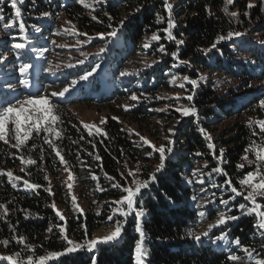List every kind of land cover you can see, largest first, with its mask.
<instances>
[{
    "label": "trees",
    "instance_id": "trees-1",
    "mask_svg": "<svg viewBox=\"0 0 264 264\" xmlns=\"http://www.w3.org/2000/svg\"><path fill=\"white\" fill-rule=\"evenodd\" d=\"M174 1L168 0L172 4L175 27L171 31L175 39H169L165 31L168 11L164 0H92L86 4L79 0H24L19 5V18L15 16L11 0L0 4V15L4 17L0 21V52L8 56L6 62L0 60V71L11 69L7 67L10 60L9 66L30 65L27 77L31 81H47L54 76L43 74L45 62L40 51L47 46L56 19L64 16L73 26L74 35L90 40L92 47H104L90 63L73 70L74 75L83 69L89 70L100 59L101 66L93 72L95 81H89L87 89L97 91L99 88L95 89L92 84L99 81L111 87V91L101 89L102 103L122 99L124 94L116 83V74L122 63L140 50L153 62L142 70L132 71L127 78L135 77V81L129 83L139 84L134 90L137 95L150 94L151 99L147 102L138 99V107L130 111L135 122L139 126L153 122L148 108L161 90L177 89L185 95L188 107L196 109L195 115L188 116L171 109L177 115L170 116L177 119V126L173 140L166 147L170 146L172 152H165L166 159L159 171V152L149 146L141 150L120 123L109 120L105 136L90 135L75 122L70 106L87 103L86 97L79 101L55 102L60 120L54 127L60 132L59 138L47 131H34L19 148L13 147L16 142L10 138L11 143L0 140V172L10 171L22 178L13 181L7 175H0V205L7 208L6 214L0 208V242H8L7 245L0 243V256L20 253V260L28 256L38 260L49 252L60 251L63 254L50 258L47 264H92L93 260L95 264H136L135 247L140 239L137 226H141L148 253L144 264H235L236 261L229 259L230 255L244 258L243 254L249 256V252L252 259L264 260V232L254 227L252 216L243 215L237 207L245 203L243 197L232 200L233 194L225 184L230 179L233 186L246 192L247 188L241 189L239 181L256 166L248 164V160H255L250 146L255 142L264 147V131L256 123L264 121V107H261L264 103V52L260 41L251 40L254 35L264 34V3L262 0H234L233 5H226L225 0H181L177 5ZM248 3L254 7L247 8ZM173 5L176 6L173 8ZM226 6L229 13L239 15L231 17L225 13ZM21 21L25 26L23 30L18 26ZM5 23L13 26L5 28ZM113 30H117L116 35H108ZM229 32L242 35L217 43L218 36H227ZM154 34L160 39L152 40ZM181 40L183 43L178 44ZM17 43L25 47L15 49ZM145 44L150 47H144ZM173 52H177L178 57L172 56ZM6 75L0 78V108L15 104L21 98L7 94L5 87L12 79ZM16 75L11 74L15 78ZM225 76L231 77V81ZM85 85L80 89L85 90ZM39 95L40 91H33L26 98ZM189 95L193 97L191 101L187 99ZM233 118L237 120L231 122ZM225 121H230L227 129L216 134L212 129ZM205 133L212 139L208 140ZM46 140L57 146L66 163L60 161ZM209 144H213L214 149L209 148ZM221 149L222 163L217 159ZM245 155L248 160L243 159ZM21 157L36 163L26 164ZM241 164L243 169L238 167ZM64 167L76 174L78 196L75 190L65 189L64 193L57 181L58 171ZM216 167L227 175L212 172ZM130 172L136 173L138 180L155 174V180L142 189L133 211L125 218L114 214L113 210L118 207L114 201L126 194L113 184L134 187ZM24 180L39 187L28 188ZM214 184L219 187H213ZM222 199L229 200V205L222 204ZM259 202L264 205V200ZM57 210L64 220L59 218ZM141 211L144 215L137 217L136 213ZM221 212L239 219L213 226L207 236L200 233L201 239L197 241L194 230L200 220L206 218L216 225ZM117 221L123 225L120 240L100 242L90 251L82 247L71 253L64 252L69 245L62 239L61 227L69 239L85 245L86 241L94 239L97 230L107 224L115 226ZM222 235H226L227 240L217 239ZM236 239L241 242L239 246L235 244Z\"/></svg>",
    "mask_w": 264,
    "mask_h": 264
},
{
    "label": "rangeland",
    "instance_id": "rangeland-1",
    "mask_svg": "<svg viewBox=\"0 0 264 264\" xmlns=\"http://www.w3.org/2000/svg\"><path fill=\"white\" fill-rule=\"evenodd\" d=\"M92 0H85V3H88ZM177 5L181 4V0L174 1ZM176 5H173V8ZM54 31L48 35V43L46 47H43L40 51V54L43 55V61L45 65L43 66V74L45 76H51L50 74H55L54 76L48 78L47 81H31L26 73H22L20 71V65L17 64L9 66L7 62V67L11 68L8 72L0 71V78L3 74H7L6 78H11V84L5 87V90L8 95L13 96H20V100H18L15 104L22 100H27L26 96H30V92L33 91H40L41 95L37 97H48L53 104L58 101H69V100H78L86 97L88 101L85 104L73 103L70 106L72 117L74 118L75 122L81 127L84 128L87 132L89 129L85 128V124L95 125L96 127L100 128L102 132L100 135L104 133L105 126L109 120L116 121L120 123L125 129V131L129 134L130 138L135 140L137 146L141 150H146L145 146L152 147L155 146L156 148L160 147L161 145L167 146L168 142L173 140V132L175 126H177V119H174L170 116H177L171 109L177 108H188L185 95L178 91L177 89H173L172 91H164L161 90L156 93L155 100L152 99V104L149 105V116L153 120L150 125H143L139 126L135 122V117L130 115V111L132 108H137L139 101H150V94H143L137 95L135 87H139V84L135 82V85L130 84L129 81H135V77L127 78L128 75H131L132 71H138L144 69L153 62L151 58H148L143 51H138L137 54L131 56L128 61L122 63L121 68L116 74V83L119 86V90H121L124 94L120 101L114 102H101L102 93L100 92L102 88H106L107 91H111V87L105 86L104 83L100 84L99 82H95L92 85H95V89L99 88L97 91L92 90L91 92L88 91L87 86L88 82L93 79L95 81V77L93 74L89 76L87 80H81L80 77L86 75L89 71L94 72L101 66L100 59L96 60L95 65L89 70L83 69L82 72L77 73L76 75L73 74V70L75 67L83 68L85 65L91 62L93 56L96 53L103 52L104 47L103 45L91 46V41L86 39L82 40L74 35V28L73 26L64 18V16H60L56 19L54 25ZM254 42L260 41V49L264 52L263 42H264V34L260 36H253ZM103 49V51H101ZM242 53V52H241ZM7 54L0 52V60H5L7 58ZM19 60V59H18ZM83 61V63H80ZM6 62V60L4 61ZM93 62V61H92ZM12 64V62L10 63ZM16 64V63H15ZM71 65V67H69ZM98 66V67H97ZM12 73H16L17 77L11 76ZM121 73H127L126 75H121ZM20 74V75H19ZM26 74V76H25ZM125 77V78H124ZM229 82L231 81V77L225 76ZM174 78V77H173ZM17 80L16 82H14ZM27 80V84L24 81ZM72 81H76L77 83L73 86ZM175 81V80H174ZM85 85V90L80 89V86ZM68 87L69 91L65 93L64 96L55 95L53 93H60L64 90V88ZM94 87V86H93ZM113 89V88H112ZM82 90V92H78ZM135 95L138 97L137 100H132L131 97ZM76 97V98H75ZM178 97V99H177ZM153 98V97H152ZM177 112V111H176ZM182 114L181 112H178ZM117 118V119H114ZM236 118L231 119V122L236 121ZM264 120V118H263ZM230 121H225L222 124L214 127L212 130L218 134L227 129V126ZM9 134H8V142L11 143L12 139L16 142L14 138V127L9 125ZM156 131H152V130ZM152 132L154 135H152ZM91 133L97 134L95 128L91 129ZM33 134V133H32ZM141 137H144L150 143L145 144ZM10 138V139H9ZM57 181H60L62 190L66 193L67 190L74 191L76 196H78V185L75 181L76 174L75 172L71 171L69 168L64 167L58 171ZM72 176L74 179H69V176ZM78 180V178H77ZM66 186H63L64 184ZM71 184L72 187L69 188L68 185ZM67 189V190H65ZM70 192V193H72ZM76 198V197H75ZM199 205H201V201H199ZM219 217L216 218V220ZM214 222L208 221L206 218H202L200 220L199 226H197L194 230L195 235H199L200 233H205L210 231V226H214ZM115 230L114 225H104L101 229L97 230L94 234V239L96 238H103L109 235L111 232ZM122 235L120 234L118 240H120ZM217 243V240H214ZM244 258L241 260L236 261L235 264H255V261L258 259H252L250 256L243 254ZM2 261H0L1 263Z\"/></svg>",
    "mask_w": 264,
    "mask_h": 264
},
{
    "label": "snow or ice",
    "instance_id": "snow-or-ice-1",
    "mask_svg": "<svg viewBox=\"0 0 264 264\" xmlns=\"http://www.w3.org/2000/svg\"><path fill=\"white\" fill-rule=\"evenodd\" d=\"M4 0H0V4H2ZM81 4L85 3V0H79ZM99 2V0H98ZM24 3V0H11V7L12 9L15 10V16L16 18H19L21 16V10L19 5H22ZM262 3H264V0H262ZM226 5H233L234 0H225ZM90 7V5H86ZM164 7L168 11V27L165 29L167 32L168 38L169 39H175V37L172 34L171 29L175 27V23L172 19V4L168 2V0H164ZM254 5L252 3L247 4V8H253ZM139 11V9H137ZM224 12L228 13L231 17H237L239 13L237 12H230L228 10V7L226 6L224 8ZM247 15V13H244ZM44 15H48V13H44ZM93 19H96V17H93ZM4 20V17L0 15V21ZM15 23V21H13ZM12 24H4L5 28H10L12 27ZM19 28L21 30L24 29V23L21 21L19 23ZM123 26V22H121V27ZM111 27V25H109ZM117 30H113L112 32L108 33L110 36H115ZM101 37H103V33L100 34ZM242 33L240 32H229L227 36L221 35L217 37V43L219 41H223L226 39H232L233 36L239 37L241 36ZM152 40H159L160 37L158 35H153ZM178 44H182L183 41H178ZM25 47V44L23 43H17L14 45L15 49H22ZM144 47H150L149 44H145ZM212 47H216V44L214 43ZM162 52L164 51L163 48L160 49ZM103 51V49H101ZM172 56L178 57L177 52L171 53ZM80 63H83V61H80ZM181 63H186L184 61H181ZM30 65L24 64L21 66L20 71L22 73H26ZM71 67V65H69ZM98 67V66H97ZM93 74L92 71H89L86 75H83L80 77L81 80H87L89 76ZM127 73H121V75H126ZM185 79H188L185 77ZM175 78L173 79L174 82ZM25 84H27V80L24 81ZM77 82L72 81V85L74 86ZM193 84H195V81H192ZM183 87V85H180ZM69 91V88L66 87L64 90L60 93H53L52 95H59V96H64L65 93ZM192 96L189 95L187 99L189 101L192 100ZM132 100H137L138 97L133 95L131 97ZM178 99V97H177ZM261 107H264V103L261 104ZM56 106L51 102V100L48 97H30L25 101H20L18 105H11L9 104L6 107L0 108V140L4 141L5 143L8 142V134H9V125H12L14 127V138L16 140V143L13 145V147L19 148L23 145L26 144V142L31 138L32 133L35 132H40L41 130L47 131L49 133H54L57 138L60 137V132L54 127L60 120V117L56 114ZM177 112H181L182 115L188 116V115H195L196 114V109L195 107H188V108H177ZM117 119V118H114ZM260 128L261 131H264V121H258L256 122ZM85 128L89 129V134L91 135V129L95 128V131L97 134H100L102 130L95 125H89L85 124ZM203 131V130H201ZM103 135H107V133H103ZM206 138L208 140H211V136L207 133H205ZM141 140L145 144H149L150 142L146 140L144 137H141ZM46 143L49 144L50 147H52L56 155L60 158V161L63 163H66L64 160L63 155H61L59 149L57 146L51 141V140H46ZM171 143V142H170ZM209 148L214 149L213 144L208 145ZM154 150L159 152L160 154V161L161 164L158 166L157 171L161 170L163 168V161L166 159L165 152L167 151L168 153L172 152V148L166 147L165 145H161L160 147L156 148L153 146ZM250 150L253 152L255 156V160H248L247 155L243 157V159L248 160L249 165L255 164L256 166L249 171L248 173L244 174V176L240 179L239 184L241 186V189L247 188V191L244 192L240 189H238L236 186L232 185V181L230 179L225 181V184L228 186V190L233 194L231 199L235 200L237 196L243 197L245 203H240L237 205V207L241 210L243 215H248L252 216L254 220V227L262 230L264 232V205H262L259 201L264 200V147H260L259 145L253 144L250 146ZM249 150H246V152ZM223 150H220V156L217 157L218 161L221 163L223 162ZM97 159H100L99 156H97ZM21 160L26 163V164H35L36 161L32 159L24 160L23 157H21ZM207 167V165H205ZM239 168L243 169L244 165H238ZM199 171V170H197ZM212 172L214 173H222L224 175H227L226 173L223 172V169L220 167H216L212 169ZM0 175H7L10 179L13 181H19L22 178L20 176H14L12 172H7V173H2L0 172ZM130 176L133 177V186H122L119 183L113 184V187L121 188L122 192L125 193L126 195H123L120 200L114 201L118 207H116L113 211L115 213H119L120 216L127 218V216L133 211L134 205L136 203V197L141 193L142 189H146L149 186V183L153 180H155V174H152L148 179L145 180H138L135 179L136 173L130 172ZM195 175V173H193ZM211 175V173H209ZM107 176V174H106ZM94 179H98L97 177H93ZM109 179H115L114 177H108ZM69 179H74L71 175L69 176ZM202 182V181H201ZM24 185L28 188L31 189H36L39 187L37 184L30 183L28 180L23 181ZM15 183H13V187H15ZM69 188L72 187L71 184L68 185ZM213 187H219L218 185H213ZM50 191V189H49ZM73 201H75V196L72 197ZM221 203L224 204L225 206L229 205V200H221ZM53 208H55V204L52 205ZM79 207V205H77ZM0 208H3L4 214L7 213V208L3 205H0ZM82 211V209H81ZM57 215L61 220H64V216L57 210ZM144 213L137 212L136 216L141 217L143 216ZM204 213H201V216H203ZM112 217H109V220H111ZM239 219L237 216L233 215H226L225 213L221 212L219 215V218L217 219L216 225L214 226H219L225 224L227 221H235ZM122 222L117 221L115 224V230L111 232L109 235L103 237V238H96V239H91L86 241L85 245L77 244L73 240L69 239L65 229L63 227L60 228L61 233L63 234L62 239L65 241L67 245H69L68 248L64 250L66 253H71L74 252L82 247H86L87 250H92L93 248L96 247V245L100 242H106V241H112L115 240L117 237L120 236L121 234V229H122ZM213 226H210V228ZM51 231V229H49ZM137 231L139 232L140 239L138 240L136 247H135V260L136 264H144L145 258L147 257V249L144 248V238H145V232L143 231V228L141 226H137ZM87 232V229H85V233ZM204 236L208 235V232L203 233ZM194 238L199 241L201 239L200 235H194ZM217 239L219 240H227L226 235H222L218 237ZM19 242V241H18ZM5 245H7V241L0 242ZM240 240L236 239L235 244L237 246L240 245ZM27 247V246H26ZM244 251L248 252V249L245 248ZM63 253L60 251H54V252H49L47 256H41L39 257L38 260H33L32 256H28L26 260H20L18 257L20 256V253H16L15 256L9 255V256H0V261H5L7 264H47V261L50 258H57L61 256ZM249 256L251 257V253L249 252ZM229 259L232 261H239L241 260V257L237 255H230ZM92 264H95V260L92 261ZM255 264H264V260H256Z\"/></svg>",
    "mask_w": 264,
    "mask_h": 264
}]
</instances>
